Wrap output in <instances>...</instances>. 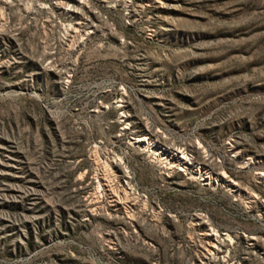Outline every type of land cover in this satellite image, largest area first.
<instances>
[{
  "label": "rangeland",
  "instance_id": "rangeland-1",
  "mask_svg": "<svg viewBox=\"0 0 264 264\" xmlns=\"http://www.w3.org/2000/svg\"><path fill=\"white\" fill-rule=\"evenodd\" d=\"M0 165V264H264V0H0Z\"/></svg>",
  "mask_w": 264,
  "mask_h": 264
},
{
  "label": "bare ground",
  "instance_id": "bare-ground-1",
  "mask_svg": "<svg viewBox=\"0 0 264 264\" xmlns=\"http://www.w3.org/2000/svg\"><path fill=\"white\" fill-rule=\"evenodd\" d=\"M126 120V116L124 115V114H121V122H124ZM125 126H123V127H121V131L123 132V131H125ZM135 138V137H134ZM133 138V139H134ZM146 136H141V137H136V139L134 140V142H136V143H139V144H141L142 146H143V143L146 141ZM149 141V140H148ZM147 141V142H148ZM133 142V141H132ZM145 145V144H144ZM144 148V147H143ZM159 151V150H158ZM152 152H154V151H152ZM155 152H157V150L155 151ZM166 152V151H165ZM178 153H179V150H178ZM154 154V153H153ZM156 154V153H155ZM154 157V156H153ZM178 158L180 159V161L183 163L184 162V157L183 156H178ZM8 159H11L10 157H8ZM7 162H8V160H7ZM10 162V161H9ZM1 166V165H0ZM204 178L206 179V180H210L211 179V176L209 175V174H206V175H204ZM112 201H115V199H112Z\"/></svg>",
  "mask_w": 264,
  "mask_h": 264
}]
</instances>
